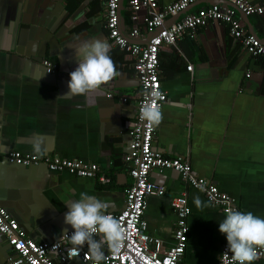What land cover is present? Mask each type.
Here are the masks:
<instances>
[{
    "label": "crops",
    "instance_id": "0c3cea01",
    "mask_svg": "<svg viewBox=\"0 0 264 264\" xmlns=\"http://www.w3.org/2000/svg\"><path fill=\"white\" fill-rule=\"evenodd\" d=\"M174 1L158 0V5ZM104 3L0 0V204L36 243L57 241L66 227L71 230L64 224L67 204L82 193L109 203V213H118L133 183L124 155L140 85L132 59L108 38ZM212 4L231 6L229 0H200L189 12ZM130 14L124 0L122 32L127 35L137 25L141 36L136 42L146 44L154 32L141 20L145 11L137 23ZM236 16L247 32L264 41V16ZM96 39L109 46L117 75L87 98L64 95L77 65L75 49ZM43 60L56 64L54 73H47ZM159 71L168 101L155 129L154 151L186 158L194 174L234 198L239 211L264 219V59L251 57L228 28L214 22L185 34L176 46L162 47ZM12 151L96 164L111 182L102 185L44 166L11 165L4 155ZM150 180L167 194L148 197L147 231L169 247L177 221L172 199L186 192L191 214L183 262L219 264L224 213L176 171L154 170ZM11 254L0 234V264ZM253 264H264V257Z\"/></svg>",
    "mask_w": 264,
    "mask_h": 264
},
{
    "label": "built area",
    "instance_id": "2783aa9c",
    "mask_svg": "<svg viewBox=\"0 0 264 264\" xmlns=\"http://www.w3.org/2000/svg\"><path fill=\"white\" fill-rule=\"evenodd\" d=\"M121 0H105L104 25L112 45L126 53L133 63L140 91L132 124L128 151L124 161L128 165L129 175L133 183L126 189L125 207L118 213H110L120 220L127 232V239L120 254L113 256L105 247V261L103 264H185L184 254L188 243V218L191 208L187 193L172 199V207L177 217L174 229L173 243L166 247L160 238L147 231L144 214L147 199L150 196H164L165 187L150 180V173L173 170L179 173L183 182L197 191L202 192L206 199L219 208L224 215L229 208H235V199L222 192L209 180L194 174L190 162L186 158H168L154 151L153 140L156 127H149L145 120L140 119V108L148 99L146 94L158 93L156 104L162 108L168 101V93L163 89L160 77V52L162 47L176 46L177 42L187 33L197 28H204L211 23H219L228 28L231 37L242 44L247 53L255 59H264V42L255 35L247 32L241 23V13L246 16H264V0L255 3L251 0H229L231 6L212 4L201 7L194 12H187L200 0H176L164 7H159L158 0H125L133 12L131 19L138 22L139 13L145 11L141 18L143 24L152 32L153 36L146 44L136 42L141 36L139 26L131 28L125 35L121 29ZM179 19L176 22L171 19ZM170 21V22H169ZM47 73H54L57 66L49 60H43ZM188 71L192 66L187 67ZM112 97V94H109ZM126 102L127 99L123 98ZM6 161L15 166L39 167L44 166L52 172H68L80 177L95 179L106 185L111 178L101 171L100 167L80 160L61 158L56 155L38 156L12 151L4 155ZM72 229L68 231L71 235ZM0 234L6 237L11 255L3 264H92L87 255L88 248L84 246L78 254H73V247L67 235H62L57 241L36 243L26 235L17 219L0 204ZM98 238V237H97ZM227 250V241L220 249L219 264H223L222 254ZM258 259L264 257V250L258 249ZM229 258L231 253H228ZM255 260V261H257Z\"/></svg>",
    "mask_w": 264,
    "mask_h": 264
},
{
    "label": "clouds",
    "instance_id": "9594fccd",
    "mask_svg": "<svg viewBox=\"0 0 264 264\" xmlns=\"http://www.w3.org/2000/svg\"><path fill=\"white\" fill-rule=\"evenodd\" d=\"M109 51V46L100 39L80 44L75 49L77 65L69 73L68 91L64 95L87 98L99 93L101 87L117 75ZM146 95L148 99L140 108V119L149 127H157L163 119L160 106L156 104L159 94ZM35 150L40 151L38 145ZM194 203L197 207L202 204L199 198ZM110 207L109 203L87 193L67 204L64 224L70 226L72 232L69 236L66 227L63 235L68 236L73 254L87 246L92 264H103L105 247L113 256L120 254L128 238L127 232L120 220L109 213ZM219 232L227 241V250L222 254L223 264H253L258 259L257 250H264V219L251 212L229 208L225 219L219 223ZM228 253H231L230 258Z\"/></svg>",
    "mask_w": 264,
    "mask_h": 264
},
{
    "label": "water",
    "instance_id": "95a60500",
    "mask_svg": "<svg viewBox=\"0 0 264 264\" xmlns=\"http://www.w3.org/2000/svg\"><path fill=\"white\" fill-rule=\"evenodd\" d=\"M123 6H124V0H121L120 1V13H121V7L123 8ZM190 10V9H189ZM189 10L187 11V12H189ZM181 15H179L177 18H175L174 19V21L173 22H176L178 19H179V17H180ZM121 18V20H122V22H123V19H122V17H120ZM248 18V16H245V19H247ZM252 33H253V35H255L257 38H259L260 39V37L254 32V31H252ZM261 40V39H260ZM264 42V41H263ZM4 238H5V240H6V237L4 236V235H2ZM9 249H10V247H9ZM6 261V260H5ZM5 261L3 262V263H5ZM2 263V264H3Z\"/></svg>",
    "mask_w": 264,
    "mask_h": 264
},
{
    "label": "trees",
    "instance_id": "16d2710c",
    "mask_svg": "<svg viewBox=\"0 0 264 264\" xmlns=\"http://www.w3.org/2000/svg\"><path fill=\"white\" fill-rule=\"evenodd\" d=\"M129 8H130V7H129ZM132 14H133V12L131 11V14H130V15L132 16ZM129 18H130V17H129Z\"/></svg>",
    "mask_w": 264,
    "mask_h": 264
}]
</instances>
